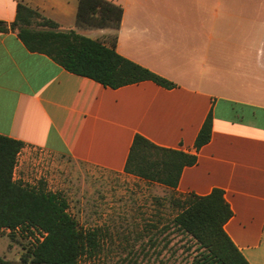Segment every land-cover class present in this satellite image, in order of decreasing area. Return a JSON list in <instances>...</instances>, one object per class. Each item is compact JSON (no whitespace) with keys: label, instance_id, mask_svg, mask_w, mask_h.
<instances>
[{"label":"crops","instance_id":"obj_1","mask_svg":"<svg viewBox=\"0 0 264 264\" xmlns=\"http://www.w3.org/2000/svg\"><path fill=\"white\" fill-rule=\"evenodd\" d=\"M109 1L122 8L116 52L174 85L146 79L105 86L27 49L7 27L0 30V135L22 142L16 162L52 155L79 169L150 184L157 183L124 171L136 134L191 153L195 162L182 168L175 187H167L173 204L189 193L221 189L232 211L225 232L249 264H264V0ZM18 3L62 30L104 41L114 33L78 26V0H0L7 26ZM208 113L209 140L196 148ZM16 181L41 182L58 192L44 181ZM101 245L103 251L104 238ZM146 250L142 245L136 264H143ZM21 254L0 257L18 261Z\"/></svg>","mask_w":264,"mask_h":264},{"label":"trees","instance_id":"obj_2","mask_svg":"<svg viewBox=\"0 0 264 264\" xmlns=\"http://www.w3.org/2000/svg\"><path fill=\"white\" fill-rule=\"evenodd\" d=\"M121 16V6L109 0H78L76 24L113 30L104 41L73 29H59L55 21L18 3L14 20L8 26L0 20V30L10 28L27 49L44 53L66 70L105 86L118 87L146 79L165 87L173 86V82L116 52V31ZM210 130L208 113L195 138L196 148L209 140ZM21 146V141L0 135V229H8L10 238L26 234L33 239L18 262L0 257V263L87 264L89 261L88 264H95L94 259L102 252L100 228L80 225L68 211V203L60 192L45 190L41 182L31 185L12 178ZM195 160L191 153L156 145L136 134L124 171L147 182L173 188L182 168ZM174 204L178 211L170 225L188 235L195 244L189 264H249L223 228L232 211L221 189L212 188L204 195L189 193ZM126 261L136 264L135 257Z\"/></svg>","mask_w":264,"mask_h":264},{"label":"rangeland","instance_id":"obj_3","mask_svg":"<svg viewBox=\"0 0 264 264\" xmlns=\"http://www.w3.org/2000/svg\"><path fill=\"white\" fill-rule=\"evenodd\" d=\"M13 176L15 180L44 181L65 197L68 211L80 225L105 232L97 264H128L126 260L140 256L142 245L148 248L143 264H189L195 251L192 239L170 225L177 208L167 187L121 173L86 171L52 155L19 158ZM8 233L0 229V254L15 259L33 238L26 234L10 238Z\"/></svg>","mask_w":264,"mask_h":264},{"label":"built area","instance_id":"obj_4","mask_svg":"<svg viewBox=\"0 0 264 264\" xmlns=\"http://www.w3.org/2000/svg\"><path fill=\"white\" fill-rule=\"evenodd\" d=\"M15 165H16V162H15ZM15 165H14V168H15ZM14 168H13V170H14ZM7 231H9L8 229H6ZM43 234V232L39 235V234H37V237H41V235Z\"/></svg>","mask_w":264,"mask_h":264}]
</instances>
